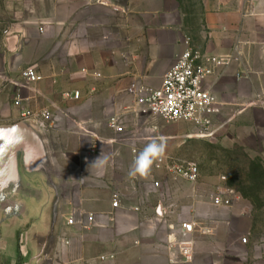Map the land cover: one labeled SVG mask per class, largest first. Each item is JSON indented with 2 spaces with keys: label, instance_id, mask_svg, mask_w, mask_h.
Segmentation results:
<instances>
[{
  "label": "crops",
  "instance_id": "0c3cea01",
  "mask_svg": "<svg viewBox=\"0 0 264 264\" xmlns=\"http://www.w3.org/2000/svg\"><path fill=\"white\" fill-rule=\"evenodd\" d=\"M197 7L190 23L180 0H0V264H197L198 247L235 219L250 233V205L181 193L183 180L156 162L128 175L170 132L136 88L161 86L187 37L209 55L240 45L241 60L203 84L220 101L221 129L247 134L264 165V0ZM26 69L43 78L27 82ZM75 90L80 99L66 95ZM23 109L51 117L23 122ZM113 115L123 131L109 126ZM217 211L229 216L215 221ZM184 222L196 225L188 261L172 245ZM221 238L212 264L223 261Z\"/></svg>",
  "mask_w": 264,
  "mask_h": 264
},
{
  "label": "rangeland",
  "instance_id": "374dc122",
  "mask_svg": "<svg viewBox=\"0 0 264 264\" xmlns=\"http://www.w3.org/2000/svg\"><path fill=\"white\" fill-rule=\"evenodd\" d=\"M180 2L191 14L188 22L192 23L194 18L198 20V0ZM164 124L170 130L165 139L167 154L177 159L194 160L200 168L197 182L180 179L183 180L179 182L181 193L193 190L203 198H212L219 187L228 186L235 191L233 204L251 207L250 233L241 232L245 226L243 228L241 221L235 219L233 230L222 228L220 238L216 234L210 242L198 247L203 256L197 264H212V256L215 257L218 247L222 248L221 237L225 240L221 264H264V165L255 154L250 138L241 132H225L218 121H215L212 136H201L197 128L187 122ZM228 216L227 212L217 211L214 220L221 221ZM178 232L181 233V226Z\"/></svg>",
  "mask_w": 264,
  "mask_h": 264
},
{
  "label": "built area",
  "instance_id": "2783aa9c",
  "mask_svg": "<svg viewBox=\"0 0 264 264\" xmlns=\"http://www.w3.org/2000/svg\"><path fill=\"white\" fill-rule=\"evenodd\" d=\"M185 45L186 49L164 75L161 86L136 88L137 103L166 122H187L196 127L201 136H212L220 111V101L213 93L205 89L203 83L208 77L216 74L220 67L229 66L241 60L240 45H236L233 52L225 55L202 53L194 47L189 37L186 38ZM21 77L27 82H35L43 78L35 69L23 70ZM66 95L80 99L82 94L81 91L75 90ZM15 103L21 105L22 98L18 96ZM256 103L264 106V99L259 97ZM31 117L49 119L51 113L47 110L41 112L22 110L23 120ZM121 121L120 115H113L109 118V126L116 131H123ZM156 166L163 168L175 180L197 182L200 177L199 165L191 159H177L164 154L156 161ZM234 193L235 191L228 186L219 187L212 197L213 203L219 206H231ZM113 205L118 206L119 202L115 199ZM74 222L72 218L68 220L69 224ZM195 230L196 225L193 222L182 223L181 237L172 243L177 247L182 258L187 261L193 258L194 242L189 237ZM171 261L177 262L174 258Z\"/></svg>",
  "mask_w": 264,
  "mask_h": 264
},
{
  "label": "clouds",
  "instance_id": "9594fccd",
  "mask_svg": "<svg viewBox=\"0 0 264 264\" xmlns=\"http://www.w3.org/2000/svg\"><path fill=\"white\" fill-rule=\"evenodd\" d=\"M166 152V144L163 140L151 139L135 157L129 168L128 175L144 177L149 175L153 164L161 159Z\"/></svg>",
  "mask_w": 264,
  "mask_h": 264
},
{
  "label": "water",
  "instance_id": "95a60500",
  "mask_svg": "<svg viewBox=\"0 0 264 264\" xmlns=\"http://www.w3.org/2000/svg\"><path fill=\"white\" fill-rule=\"evenodd\" d=\"M26 121V120H23V122Z\"/></svg>",
  "mask_w": 264,
  "mask_h": 264
}]
</instances>
